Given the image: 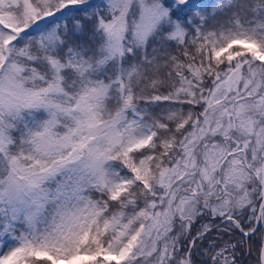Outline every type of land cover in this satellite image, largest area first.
Here are the masks:
<instances>
[{
	"label": "snow or ice",
	"instance_id": "snow-or-ice-1",
	"mask_svg": "<svg viewBox=\"0 0 264 264\" xmlns=\"http://www.w3.org/2000/svg\"><path fill=\"white\" fill-rule=\"evenodd\" d=\"M264 264V0H0V264Z\"/></svg>",
	"mask_w": 264,
	"mask_h": 264
},
{
	"label": "trees",
	"instance_id": "trees-1",
	"mask_svg": "<svg viewBox=\"0 0 264 264\" xmlns=\"http://www.w3.org/2000/svg\"><path fill=\"white\" fill-rule=\"evenodd\" d=\"M251 260H254V257L246 259L245 264H251Z\"/></svg>",
	"mask_w": 264,
	"mask_h": 264
}]
</instances>
